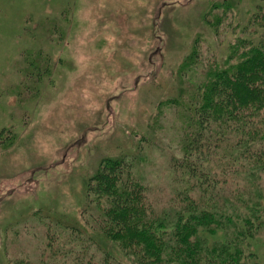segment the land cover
I'll return each instance as SVG.
<instances>
[{"label":"rangeland","instance_id":"obj_1","mask_svg":"<svg viewBox=\"0 0 264 264\" xmlns=\"http://www.w3.org/2000/svg\"><path fill=\"white\" fill-rule=\"evenodd\" d=\"M210 1L0 0V264L71 262L101 244L125 259L93 226L87 182L103 157L131 160L169 207L181 187V119L166 102L181 92L179 64L197 38L205 63L245 36L229 12L210 28ZM258 2L238 1V26Z\"/></svg>","mask_w":264,"mask_h":264},{"label":"trees","instance_id":"obj_2","mask_svg":"<svg viewBox=\"0 0 264 264\" xmlns=\"http://www.w3.org/2000/svg\"><path fill=\"white\" fill-rule=\"evenodd\" d=\"M238 1L211 0L204 21L218 32L232 13L245 36L223 62L205 63L197 38L178 67L181 92L166 101L178 106L182 149L171 162L181 187L169 207L152 201L131 160L103 157L87 182L93 226L125 259L103 244L99 255L80 256L82 245L71 262L36 264H264V3L238 26Z\"/></svg>","mask_w":264,"mask_h":264}]
</instances>
